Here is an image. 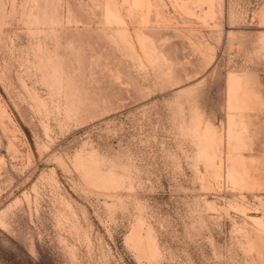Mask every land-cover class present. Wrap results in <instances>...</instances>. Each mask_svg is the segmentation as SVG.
Instances as JSON below:
<instances>
[{"label": "rangeland", "instance_id": "1", "mask_svg": "<svg viewBox=\"0 0 264 264\" xmlns=\"http://www.w3.org/2000/svg\"><path fill=\"white\" fill-rule=\"evenodd\" d=\"M0 264H264V0H0Z\"/></svg>", "mask_w": 264, "mask_h": 264}, {"label": "built area", "instance_id": "2", "mask_svg": "<svg viewBox=\"0 0 264 264\" xmlns=\"http://www.w3.org/2000/svg\"><path fill=\"white\" fill-rule=\"evenodd\" d=\"M5 177L4 175L0 172V197L4 193V188H5Z\"/></svg>", "mask_w": 264, "mask_h": 264}]
</instances>
